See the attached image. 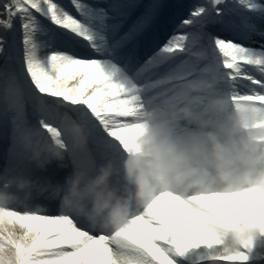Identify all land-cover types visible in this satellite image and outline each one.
<instances>
[{
    "label": "snow or ice",
    "instance_id": "6c2138e0",
    "mask_svg": "<svg viewBox=\"0 0 264 264\" xmlns=\"http://www.w3.org/2000/svg\"><path fill=\"white\" fill-rule=\"evenodd\" d=\"M210 96L264 129V0H0L4 175L39 174L23 152L34 127L69 151L71 169L95 174L138 151L162 107ZM242 224L255 231L235 246L215 230ZM0 264H264V184L161 193L119 231L55 200L0 208Z\"/></svg>",
    "mask_w": 264,
    "mask_h": 264
},
{
    "label": "clouds",
    "instance_id": "9594fccd",
    "mask_svg": "<svg viewBox=\"0 0 264 264\" xmlns=\"http://www.w3.org/2000/svg\"><path fill=\"white\" fill-rule=\"evenodd\" d=\"M71 135L78 145L88 140L83 127L72 129ZM139 143V150L118 167L105 165L90 174L71 169L69 151L34 127L23 152L39 174L0 173V208L55 200L65 214L82 216L97 229L119 231L161 193H231L264 184V129L253 132L245 110L224 96L208 97L199 109L162 107L146 122ZM53 167L67 171L63 180L48 175ZM215 230L235 246L255 226L218 225Z\"/></svg>",
    "mask_w": 264,
    "mask_h": 264
},
{
    "label": "bare ground",
    "instance_id": "6f19581e",
    "mask_svg": "<svg viewBox=\"0 0 264 264\" xmlns=\"http://www.w3.org/2000/svg\"><path fill=\"white\" fill-rule=\"evenodd\" d=\"M59 2L65 4V5H70V0H69L68 4L63 0H59ZM89 2H93V0H89ZM253 46H258V45H253Z\"/></svg>",
    "mask_w": 264,
    "mask_h": 264
}]
</instances>
